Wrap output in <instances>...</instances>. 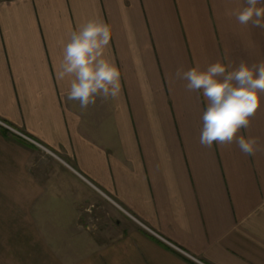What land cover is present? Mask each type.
Returning a JSON list of instances; mask_svg holds the SVG:
<instances>
[{
    "label": "crops",
    "instance_id": "crops-1",
    "mask_svg": "<svg viewBox=\"0 0 264 264\" xmlns=\"http://www.w3.org/2000/svg\"><path fill=\"white\" fill-rule=\"evenodd\" d=\"M244 6L0 0V264H264V94L250 156L200 144L206 101L175 77L264 60V29L225 15ZM92 18L121 93L82 109L57 72Z\"/></svg>",
    "mask_w": 264,
    "mask_h": 264
},
{
    "label": "clouds",
    "instance_id": "clouds-1",
    "mask_svg": "<svg viewBox=\"0 0 264 264\" xmlns=\"http://www.w3.org/2000/svg\"><path fill=\"white\" fill-rule=\"evenodd\" d=\"M244 7L225 10L240 25L264 29V0H244ZM110 27L100 18L89 19L70 33L63 47L57 78L70 80L67 99L79 101L82 109L115 99L121 93V72L115 63L105 57L110 46ZM175 77L186 81L189 92H201L206 106L200 144L205 147L235 143L240 151L254 156L259 150V138L238 135L241 129L251 126L252 118L261 107L264 94V60L249 64L240 59L237 63L216 61L206 69L177 68Z\"/></svg>",
    "mask_w": 264,
    "mask_h": 264
}]
</instances>
